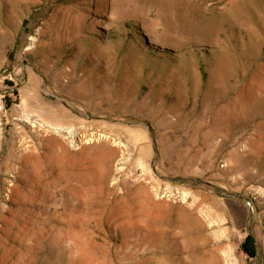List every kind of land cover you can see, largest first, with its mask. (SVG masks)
Masks as SVG:
<instances>
[{"label": "rangeland", "instance_id": "374dc122", "mask_svg": "<svg viewBox=\"0 0 264 264\" xmlns=\"http://www.w3.org/2000/svg\"><path fill=\"white\" fill-rule=\"evenodd\" d=\"M0 264H264V0H0Z\"/></svg>", "mask_w": 264, "mask_h": 264}, {"label": "trees", "instance_id": "16d2710c", "mask_svg": "<svg viewBox=\"0 0 264 264\" xmlns=\"http://www.w3.org/2000/svg\"><path fill=\"white\" fill-rule=\"evenodd\" d=\"M252 244H253V240L250 237H247L244 244H243L245 251H247L246 246H248V249H250V247H252Z\"/></svg>", "mask_w": 264, "mask_h": 264}]
</instances>
